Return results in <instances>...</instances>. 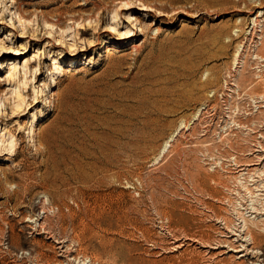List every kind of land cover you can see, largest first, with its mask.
<instances>
[{
  "label": "rangeland",
  "instance_id": "374dc122",
  "mask_svg": "<svg viewBox=\"0 0 264 264\" xmlns=\"http://www.w3.org/2000/svg\"><path fill=\"white\" fill-rule=\"evenodd\" d=\"M260 12L0 0V264H253L236 212L264 203Z\"/></svg>",
  "mask_w": 264,
  "mask_h": 264
},
{
  "label": "bare ground",
  "instance_id": "6f19581e",
  "mask_svg": "<svg viewBox=\"0 0 264 264\" xmlns=\"http://www.w3.org/2000/svg\"><path fill=\"white\" fill-rule=\"evenodd\" d=\"M116 17H118V13L116 12ZM262 14H264L263 12H260L257 16H262ZM17 15H18V20L22 23V20L24 18V16L17 11ZM48 24V23H46ZM48 27L51 28V30L54 29V25L52 24H48ZM50 33H52V31H50ZM237 57L239 58L242 54V52L239 50V52H237ZM237 60V59H236ZM60 69V67H57V71ZM61 71V70H59ZM19 93L21 92L20 89L18 91ZM21 96V93L19 94V97ZM25 104V100L20 101L15 109H19L21 107H23ZM14 109V110H15ZM201 111V110H200ZM200 111L196 114V119L200 116ZM170 146L169 143L166 144V147ZM166 149V148H165ZM264 173V172H263ZM253 205V204H252ZM252 209L255 211H259L260 213L258 215L252 216L251 219H248V217L246 216V214H244L241 210H237V215L238 218H242V223L244 225V228L246 229V234L243 235L242 233H240V236H243V241L241 242V246L244 247L243 249L247 252V254L242 255L243 257H248L247 259L249 260V262H252L253 264L257 263V261L261 256L264 257V250L261 247V242L263 240H260V238L258 237V235L256 233H254V229L258 230L260 229L263 233H264V222L262 223V227H259V224L255 223V220H259L262 219L261 221H264V203L262 204L261 207H256L255 205L252 206ZM251 216V215H250ZM239 218V220H240ZM252 220V222H251ZM252 223L253 225V229L250 227V224ZM243 228V226L241 227ZM252 246V247H249ZM253 260V261H252ZM264 261V258H263ZM93 264L91 262V260L84 261L83 264ZM238 264H246V260H244L243 262H240ZM248 264V263H247Z\"/></svg>",
  "mask_w": 264,
  "mask_h": 264
}]
</instances>
